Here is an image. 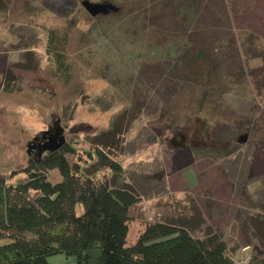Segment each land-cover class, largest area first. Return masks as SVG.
<instances>
[{
    "label": "rangeland",
    "instance_id": "obj_1",
    "mask_svg": "<svg viewBox=\"0 0 264 264\" xmlns=\"http://www.w3.org/2000/svg\"><path fill=\"white\" fill-rule=\"evenodd\" d=\"M0 13L1 175L24 181L10 174L35 157L27 145L60 125L84 159L101 148L122 164L141 198L129 242L157 220L190 224L264 264V0H0ZM52 31V50L68 36L65 71ZM202 47L207 63L176 76Z\"/></svg>",
    "mask_w": 264,
    "mask_h": 264
},
{
    "label": "trees",
    "instance_id": "obj_2",
    "mask_svg": "<svg viewBox=\"0 0 264 264\" xmlns=\"http://www.w3.org/2000/svg\"><path fill=\"white\" fill-rule=\"evenodd\" d=\"M67 38L56 50L51 49L55 31L48 38L49 54L64 71L69 68ZM203 48L176 76H192L195 63H207L209 52ZM194 72L200 75V69ZM88 156L84 159L67 142L12 170L11 177L25 174L22 182L0 174V240H7L0 244V264H49L57 254L74 256L77 264H235L227 242L211 228L195 237L190 224L157 220L129 242L131 211L141 198L108 152L96 148ZM95 158L109 172L85 167ZM53 170L60 174L57 181L50 179Z\"/></svg>",
    "mask_w": 264,
    "mask_h": 264
},
{
    "label": "water",
    "instance_id": "obj_3",
    "mask_svg": "<svg viewBox=\"0 0 264 264\" xmlns=\"http://www.w3.org/2000/svg\"><path fill=\"white\" fill-rule=\"evenodd\" d=\"M85 6L87 7L88 11H90L93 15H97L99 12H104L106 10L104 5H94L92 3L86 2ZM64 128L63 127H59L56 130V133L51 136L48 137L47 141L40 143L39 145L35 146L36 144V137L33 138L30 143L27 145L28 146V153L30 154L33 148H37V153L39 155H42L44 152L46 151H54L57 150L59 148H61L64 144L67 143V139L65 136V132H64ZM49 133V129L43 132V135H46Z\"/></svg>",
    "mask_w": 264,
    "mask_h": 264
},
{
    "label": "crops",
    "instance_id": "obj_4",
    "mask_svg": "<svg viewBox=\"0 0 264 264\" xmlns=\"http://www.w3.org/2000/svg\"><path fill=\"white\" fill-rule=\"evenodd\" d=\"M246 246H249V245H246ZM243 249H246V248H243ZM49 264H77V260L74 256H67L65 254H57L49 258Z\"/></svg>",
    "mask_w": 264,
    "mask_h": 264
},
{
    "label": "flooded vegetation",
    "instance_id": "obj_5",
    "mask_svg": "<svg viewBox=\"0 0 264 264\" xmlns=\"http://www.w3.org/2000/svg\"><path fill=\"white\" fill-rule=\"evenodd\" d=\"M58 123H60V121H58ZM59 127H60V125H57V124L54 125V126L52 125L51 128L49 129V133L48 134H46V135H43V134L42 135H37L36 136L37 140L35 141L36 142L35 146L39 145L40 143H43V142L47 141L48 137L53 136L56 133L57 128H59ZM31 151L32 152L29 154L30 156L38 154L37 153V148H33Z\"/></svg>",
    "mask_w": 264,
    "mask_h": 264
},
{
    "label": "built area",
    "instance_id": "obj_6",
    "mask_svg": "<svg viewBox=\"0 0 264 264\" xmlns=\"http://www.w3.org/2000/svg\"><path fill=\"white\" fill-rule=\"evenodd\" d=\"M254 258L252 256L243 257L242 259L237 258L235 264H253Z\"/></svg>",
    "mask_w": 264,
    "mask_h": 264
}]
</instances>
